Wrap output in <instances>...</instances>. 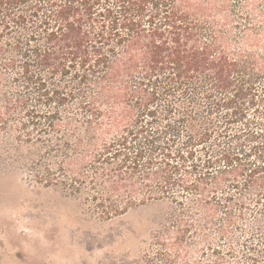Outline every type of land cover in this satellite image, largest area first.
Segmentation results:
<instances>
[{"label": "trees", "instance_id": "obj_1", "mask_svg": "<svg viewBox=\"0 0 264 264\" xmlns=\"http://www.w3.org/2000/svg\"><path fill=\"white\" fill-rule=\"evenodd\" d=\"M262 39L264 0H0V131L104 215L170 201L198 264H264Z\"/></svg>", "mask_w": 264, "mask_h": 264}, {"label": "rangeland", "instance_id": "obj_2", "mask_svg": "<svg viewBox=\"0 0 264 264\" xmlns=\"http://www.w3.org/2000/svg\"><path fill=\"white\" fill-rule=\"evenodd\" d=\"M259 51L264 53V46ZM53 138L33 143L28 133L0 131V264H198L205 259L208 245L201 240L174 250L170 201L136 203L107 216L91 197L72 193L58 166L48 162L45 143ZM47 163L53 181L45 180ZM216 233L209 231L213 249L223 245ZM236 233L242 241L249 237ZM237 251L239 257L245 252L238 246ZM239 257L224 264H243Z\"/></svg>", "mask_w": 264, "mask_h": 264}]
</instances>
